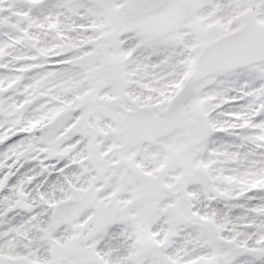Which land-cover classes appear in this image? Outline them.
Masks as SVG:
<instances>
[{
    "label": "snow or ice",
    "instance_id": "6c2138e0",
    "mask_svg": "<svg viewBox=\"0 0 264 264\" xmlns=\"http://www.w3.org/2000/svg\"><path fill=\"white\" fill-rule=\"evenodd\" d=\"M0 264H264V0H0Z\"/></svg>",
    "mask_w": 264,
    "mask_h": 264
}]
</instances>
